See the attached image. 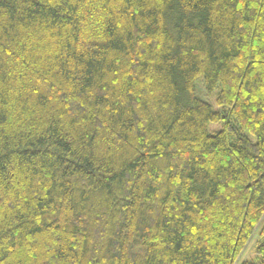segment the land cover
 <instances>
[{
  "label": "trees",
  "instance_id": "obj_1",
  "mask_svg": "<svg viewBox=\"0 0 264 264\" xmlns=\"http://www.w3.org/2000/svg\"><path fill=\"white\" fill-rule=\"evenodd\" d=\"M263 219L264 0H0V264H264Z\"/></svg>",
  "mask_w": 264,
  "mask_h": 264
},
{
  "label": "rangeland",
  "instance_id": "obj_2",
  "mask_svg": "<svg viewBox=\"0 0 264 264\" xmlns=\"http://www.w3.org/2000/svg\"><path fill=\"white\" fill-rule=\"evenodd\" d=\"M200 94L203 95L204 97H206L205 93L203 92L202 87H201ZM205 99L207 101H209V103L213 106L214 110H219V108L215 104V94L213 96H211L209 98H205ZM220 129H221V124H211L208 126V130L211 134L218 132ZM263 226H264V219L259 224V229H261ZM258 234H259V231L256 232L254 237L250 240V242L246 246L244 252L240 256V258L238 259L236 264H242L243 262L253 260L256 257L255 245H256V240H257Z\"/></svg>",
  "mask_w": 264,
  "mask_h": 264
}]
</instances>
